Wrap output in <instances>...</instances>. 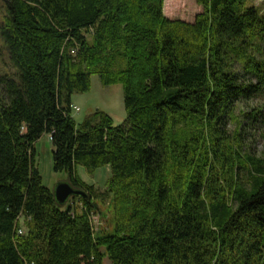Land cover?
<instances>
[{
	"label": "trees",
	"instance_id": "obj_1",
	"mask_svg": "<svg viewBox=\"0 0 264 264\" xmlns=\"http://www.w3.org/2000/svg\"><path fill=\"white\" fill-rule=\"evenodd\" d=\"M247 1L196 0L188 22L163 0H0V264H102V247L112 264H264V157L235 113L264 94V13ZM92 75L121 84L123 124L73 119ZM44 133L80 210L42 182ZM77 165L108 166L106 188ZM96 201L111 233L94 231Z\"/></svg>",
	"mask_w": 264,
	"mask_h": 264
},
{
	"label": "rangeland",
	"instance_id": "obj_2",
	"mask_svg": "<svg viewBox=\"0 0 264 264\" xmlns=\"http://www.w3.org/2000/svg\"><path fill=\"white\" fill-rule=\"evenodd\" d=\"M178 9L174 12L165 11L164 0L162 11L163 14L170 19H181L192 22L195 15L202 10V7L196 0H179ZM1 5V4H0ZM255 5L261 12L264 13V0H248L247 6ZM0 71L2 65L7 62V56L4 54L0 43ZM7 64V63H6ZM71 103L78 107V110H73L71 115L73 119L80 123L90 113L101 110L107 113L113 121V124H123L126 119V112L123 104V90L120 83H113L109 85H102L98 75L91 76V84L89 90L85 92H76L71 95ZM254 108H259L261 111L256 112V116L247 115L254 113ZM235 113L239 116L241 121V132L243 136L244 149L259 157H264V94L252 96L247 100H241L237 103ZM246 113V114H245ZM228 129L234 127V123H228ZM35 149V164L39 170L42 182L51 191L61 181L68 179L65 171H54L52 168V149L53 145L48 134L44 133L34 143ZM77 174L85 180L86 183L92 184L95 188L103 190L106 188L107 179L110 176L108 166L99 167L93 171L88 172L83 166H76ZM66 204L73 205L76 210H80L83 203L80 199L69 198ZM96 212L91 214V221L95 233L101 230L111 233L114 229V212L110 201H96ZM103 251L102 264H112L108 255Z\"/></svg>",
	"mask_w": 264,
	"mask_h": 264
},
{
	"label": "water",
	"instance_id": "obj_3",
	"mask_svg": "<svg viewBox=\"0 0 264 264\" xmlns=\"http://www.w3.org/2000/svg\"><path fill=\"white\" fill-rule=\"evenodd\" d=\"M55 200L58 204L64 205L72 196H85L83 189L76 188L71 185L68 180L59 182L52 191Z\"/></svg>",
	"mask_w": 264,
	"mask_h": 264
},
{
	"label": "built area",
	"instance_id": "obj_4",
	"mask_svg": "<svg viewBox=\"0 0 264 264\" xmlns=\"http://www.w3.org/2000/svg\"><path fill=\"white\" fill-rule=\"evenodd\" d=\"M71 109H72V111H73V110H78V107H76V106H74V105L72 104ZM49 137H50V135H49ZM17 232H18L19 234H21V233H22V229H21V228H18Z\"/></svg>",
	"mask_w": 264,
	"mask_h": 264
},
{
	"label": "crops",
	"instance_id": "obj_5",
	"mask_svg": "<svg viewBox=\"0 0 264 264\" xmlns=\"http://www.w3.org/2000/svg\"><path fill=\"white\" fill-rule=\"evenodd\" d=\"M82 179V178H81ZM83 180V179H82ZM85 181V180H84Z\"/></svg>",
	"mask_w": 264,
	"mask_h": 264
}]
</instances>
